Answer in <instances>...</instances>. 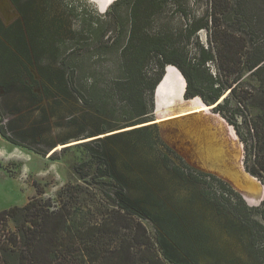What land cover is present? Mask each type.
Wrapping results in <instances>:
<instances>
[{
	"label": "trees",
	"instance_id": "trees-1",
	"mask_svg": "<svg viewBox=\"0 0 264 264\" xmlns=\"http://www.w3.org/2000/svg\"><path fill=\"white\" fill-rule=\"evenodd\" d=\"M77 1L78 5L69 7L64 0H10L20 19L9 27L0 23L3 139L46 156L56 142L50 137V119L63 118L60 110L55 111L60 105L66 111L90 106L104 115H118L112 127L120 122L145 124L153 112L154 89L164 68L171 65L185 79L186 99L199 97L206 105L215 103L214 111L235 101L237 107L227 118L229 122L234 119L236 127L250 99H263L260 112L249 121L244 117L241 140L245 143L246 171L264 179V49L248 36L256 31L245 33L244 22L252 24L256 20L255 7L248 5V0H206L204 23L188 18L186 0H116L109 6L105 22L86 0ZM171 17L185 19V27H175ZM73 23L79 28L73 29ZM109 26L114 30L109 31ZM201 30L208 33L207 47L195 40ZM87 44L93 45L92 52L76 58L75 51ZM108 53H119L121 77L102 86L92 68ZM210 65L216 67V75ZM171 71L175 72L174 68ZM245 72L255 76L257 85L251 90L241 89ZM43 100L49 102L47 107L37 106ZM36 110L37 115L31 119ZM14 115L18 117L9 120ZM149 126L107 138L132 133L148 136ZM75 135L59 142L77 138ZM96 140L98 152L91 148L92 143L82 146L98 160L96 175L108 180L112 196L92 193L81 185H67L52 201L43 199V191L35 185L37 196L24 206L0 211V264H198L202 244L195 228L187 227L186 217L167 208L151 193L142 199L132 198L126 175L116 169L115 157L100 139ZM185 167L197 180L206 183L204 177L215 182L223 200L233 196L242 205L241 196L227 183ZM256 227L264 233V227L257 223Z\"/></svg>",
	"mask_w": 264,
	"mask_h": 264
},
{
	"label": "rangeland",
	"instance_id": "rangeland-1",
	"mask_svg": "<svg viewBox=\"0 0 264 264\" xmlns=\"http://www.w3.org/2000/svg\"><path fill=\"white\" fill-rule=\"evenodd\" d=\"M76 1L64 0V3L70 7L78 5ZM111 1L86 0L104 16V22L109 18L107 14ZM251 1L248 0L247 4L255 7L254 22L259 25L244 22L245 33L256 31L254 36H248L264 49V0ZM185 2L188 18L202 19L201 23H204L206 0ZM0 17L6 24L19 18L10 0H0ZM171 20L175 27L180 28H184L187 23L183 18L171 17ZM253 25L255 29L250 28ZM71 27L76 29L79 25L73 23ZM110 29L113 31L114 27L109 26ZM195 40L207 47V31H199ZM93 48V45L87 44L78 48L74 56L79 58L92 52ZM118 55H102L100 65L92 68L100 85H111L113 79L121 77ZM96 59L94 56L93 60ZM173 68L167 67V74L157 89V116L153 118L150 113L147 120L155 119L154 123L160 127L149 126L148 136L140 137L138 133H132L122 138L108 139L110 135L153 122L137 126L120 122L112 127L110 125L119 119L118 115H104L90 106H74L71 111L63 110L62 119L52 120L50 137L56 142L46 156L9 144L0 136V211L24 206L37 196L35 185L43 191V199L52 201L56 200L57 192L67 185H81L92 193L112 196L108 180L96 175L98 160L82 146L83 143H92L91 148L98 152L95 142L100 139L102 146L115 157L117 171L126 175L127 191L132 198L142 199L151 193L167 208L182 213L189 224L187 227L195 228L198 242L202 244L197 255L198 264H264V233L256 227V223L264 227V179L260 180L246 171L245 143L241 140L244 117L249 121L260 112L259 105L263 99H250L246 111L241 110L243 116L238 118L240 126L236 127L232 124L234 119L232 122L228 120L237 107L235 101L230 100L220 111H210L213 106L205 107L197 98L185 101L184 79L177 69L171 71ZM210 70L214 75L217 74L214 65H210ZM151 72L153 70L149 74ZM256 85L255 76L245 72L240 83L241 89L251 90ZM225 96L220 99V103ZM119 104L117 101V106ZM104 127L108 130L103 131ZM160 131L165 142L158 136ZM71 134H76L77 138L59 142L60 138ZM185 165L194 166L192 169L203 171L201 173H212L231 183L244 196H241L242 205L233 196H229L227 201L223 200L215 182L204 177L206 183L197 180V176H191ZM208 183H211L212 188H209ZM143 223L150 233L153 232L149 223ZM9 226L14 229L11 223Z\"/></svg>",
	"mask_w": 264,
	"mask_h": 264
},
{
	"label": "water",
	"instance_id": "water-1",
	"mask_svg": "<svg viewBox=\"0 0 264 264\" xmlns=\"http://www.w3.org/2000/svg\"><path fill=\"white\" fill-rule=\"evenodd\" d=\"M114 1H116V0H112L111 1V3H109V5H111ZM97 11V10H96ZM97 12H99V11H97ZM100 13V12H99ZM169 66H171V65H168V66H166L165 68H164V73H163V76H162V78L160 79V81L158 82V84H157V86H156V88L154 89V92H153V112L151 113V116L153 117V118H156V116H157V114H156V106H157V97H158V93H157V89H158V87H159V85L161 84V82L163 81V79L165 78V76H166V74H167V67H169ZM172 67H174V66H172ZM177 69V68H176ZM178 70V69H177ZM179 71V70H178ZM181 76H182V74H181ZM183 77V76H182ZM184 79V78H183ZM184 81H185V79H184ZM185 87H186V82H185ZM184 93H185V88H184ZM184 93H183V99L185 100V101H189V100H192V99H194V98H192V99H186L185 97H184ZM195 98H197V99H199V101L203 104V105H205L206 107H210V106H213L215 103H213V104H211V105H206L199 97H195ZM214 107L215 106H213V107H211L209 110L210 111H212L213 109H214ZM154 121H155V119H153V120H151V121H147V122H144V123H148V122H153L150 126H152V125H155V126H159L160 127V125L158 124V123H154ZM161 129V128H160ZM158 136H159V138L163 141V142H165V140H164V138L162 137V135H161V131L159 132V134H158ZM239 141V140H238ZM191 166V165H190ZM193 168H195L194 166H192ZM201 171V170H200ZM244 171H245V169H244ZM201 172H203V171H201ZM208 174H211V175H214V174H212V173H208ZM249 174V173H248ZM250 175V174H249ZM214 176H216V175H214ZM218 179H220V180H222V181H224L225 183H227L236 193H238L240 196H242L243 198H244V196L242 195V193H240L238 190H236L232 185H231V183H229L228 181H225L224 179H222V177H218V176H216ZM257 181H259V180H257ZM259 183L261 184V182L259 181ZM262 185V184H261Z\"/></svg>",
	"mask_w": 264,
	"mask_h": 264
},
{
	"label": "flooded vegetation",
	"instance_id": "flooded-vegetation-1",
	"mask_svg": "<svg viewBox=\"0 0 264 264\" xmlns=\"http://www.w3.org/2000/svg\"><path fill=\"white\" fill-rule=\"evenodd\" d=\"M20 19V15H19V18H17L16 20H14L13 22H11L10 24H6V23H4V21L2 20V18L0 17V23L4 26V27H9V26H11L14 22H16L17 20H19ZM31 70L33 71V68L31 67ZM34 76H35V78L37 79V80H39L40 81V76L37 74V72L34 70ZM36 92H39V90L38 89H36ZM49 104V102L47 101V100H43L40 104H38L37 106H46L47 107V105ZM51 108V107H50ZM64 108V105H60V106H57V107H55V111H59L58 113H60L61 115H62V109ZM29 110V109H28ZM28 110H25V111H22L20 114H25V112H27ZM47 111H48V109H47ZM37 110L35 111V113L34 114H31V119L33 118H35V116L37 115ZM58 115V114H57ZM18 117V115H14L12 118H10L9 120H11V119H16ZM54 119H59L58 118V116H56ZM62 119V118H61ZM52 118L50 119V126H51V128H52ZM56 124V123H55ZM50 135H51V130H50ZM3 139V138H2ZM3 140H5V139H3ZM6 141V140H5ZM7 143H9V144H11L10 142H8V141H6ZM13 145V144H12ZM15 146V145H14Z\"/></svg>",
	"mask_w": 264,
	"mask_h": 264
},
{
	"label": "bare ground",
	"instance_id": "bare-ground-1",
	"mask_svg": "<svg viewBox=\"0 0 264 264\" xmlns=\"http://www.w3.org/2000/svg\"><path fill=\"white\" fill-rule=\"evenodd\" d=\"M169 67H172V66H169ZM175 68V67H174ZM176 69V68H175ZM178 73L181 75V73L178 71ZM183 78V77H182ZM185 82V81H184ZM184 93V92H183ZM206 107V106H205ZM256 185H258V183L256 184ZM258 187H261L262 188V186L259 184L258 185Z\"/></svg>",
	"mask_w": 264,
	"mask_h": 264
}]
</instances>
